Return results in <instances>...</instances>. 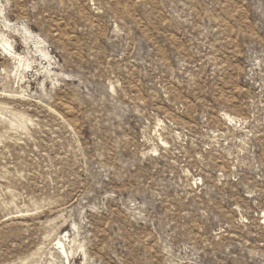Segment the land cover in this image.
Returning <instances> with one entry per match:
<instances>
[{
	"label": "rangeland",
	"instance_id": "1",
	"mask_svg": "<svg viewBox=\"0 0 264 264\" xmlns=\"http://www.w3.org/2000/svg\"><path fill=\"white\" fill-rule=\"evenodd\" d=\"M0 8V264H264V0Z\"/></svg>",
	"mask_w": 264,
	"mask_h": 264
},
{
	"label": "bare ground",
	"instance_id": "2",
	"mask_svg": "<svg viewBox=\"0 0 264 264\" xmlns=\"http://www.w3.org/2000/svg\"><path fill=\"white\" fill-rule=\"evenodd\" d=\"M0 17L3 20L2 26L0 25L1 47L6 50V54H8L10 57H13L14 59H18L20 62L25 61L26 62L25 66L27 68L30 67L31 63H29V61L25 58L26 55L22 56L20 53H16L10 38H7L4 35V33L3 34L1 33V30H7L9 28V24H10L5 17V12L1 8H0ZM3 27H4V29H2ZM18 33L21 34L22 41L26 46L31 41L33 47L36 48L37 52L40 53V55L43 57V59L44 60L46 59L48 62H50L52 57L45 50V48L43 46V40L39 36L32 35V33L29 31V29L24 25L18 29ZM49 72H50V70H49ZM56 244L58 245L57 247H59L61 249V251L66 254L61 238L57 241Z\"/></svg>",
	"mask_w": 264,
	"mask_h": 264
}]
</instances>
